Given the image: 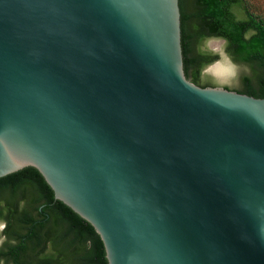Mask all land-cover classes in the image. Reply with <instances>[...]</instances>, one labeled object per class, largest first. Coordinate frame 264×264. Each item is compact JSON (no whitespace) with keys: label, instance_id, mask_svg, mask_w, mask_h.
Instances as JSON below:
<instances>
[{"label":"water","instance_id":"water-1","mask_svg":"<svg viewBox=\"0 0 264 264\" xmlns=\"http://www.w3.org/2000/svg\"><path fill=\"white\" fill-rule=\"evenodd\" d=\"M27 166L109 264H264V97L187 78L179 0H0V177Z\"/></svg>","mask_w":264,"mask_h":264},{"label":"trees","instance_id":"trees-1","mask_svg":"<svg viewBox=\"0 0 264 264\" xmlns=\"http://www.w3.org/2000/svg\"><path fill=\"white\" fill-rule=\"evenodd\" d=\"M185 74L202 87L218 86L205 69L220 59L207 46L249 67L231 89L264 97V8L256 0H179ZM3 225V227H1ZM0 264H109L95 227L55 192L35 166L0 177Z\"/></svg>","mask_w":264,"mask_h":264},{"label":"rangeland","instance_id":"rangeland-1","mask_svg":"<svg viewBox=\"0 0 264 264\" xmlns=\"http://www.w3.org/2000/svg\"><path fill=\"white\" fill-rule=\"evenodd\" d=\"M256 2L264 8V0H256ZM207 46L220 54V59L209 65L205 69V73L210 75L218 86H229L231 89L239 88L241 86V77L244 74H249V67L244 63L235 62L226 52V42L221 38H211L207 41ZM234 64L239 71L235 77L228 74L226 66ZM3 227V225H1Z\"/></svg>","mask_w":264,"mask_h":264},{"label":"clouds","instance_id":"clouds-1","mask_svg":"<svg viewBox=\"0 0 264 264\" xmlns=\"http://www.w3.org/2000/svg\"><path fill=\"white\" fill-rule=\"evenodd\" d=\"M226 70H227L228 74L232 77H235L239 71L238 67L234 64H231L230 62H229V65L226 66Z\"/></svg>","mask_w":264,"mask_h":264}]
</instances>
